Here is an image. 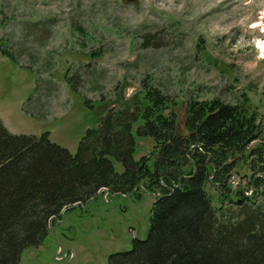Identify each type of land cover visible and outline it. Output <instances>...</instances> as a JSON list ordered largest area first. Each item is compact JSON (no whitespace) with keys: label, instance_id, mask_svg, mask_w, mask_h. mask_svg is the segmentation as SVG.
<instances>
[{"label":"rangeland","instance_id":"1","mask_svg":"<svg viewBox=\"0 0 264 264\" xmlns=\"http://www.w3.org/2000/svg\"><path fill=\"white\" fill-rule=\"evenodd\" d=\"M144 76L175 102L182 133L191 97L235 103L246 95L264 122V0H0V119L11 133L49 132L75 154L108 107L139 96ZM141 122L132 128L134 156L151 163L154 141L137 133ZM260 173L243 164L229 191L206 190L215 205L239 186L259 203ZM136 191L63 211L18 264H109L147 236L156 193L142 184Z\"/></svg>","mask_w":264,"mask_h":264},{"label":"trees","instance_id":"2","mask_svg":"<svg viewBox=\"0 0 264 264\" xmlns=\"http://www.w3.org/2000/svg\"><path fill=\"white\" fill-rule=\"evenodd\" d=\"M137 94L115 109L107 103L75 154L49 132L14 134L0 119V264H18L25 247L40 245L64 207L84 204L102 188L128 194L137 184L156 193L147 236L111 254L109 264H264V201L239 186L215 205L206 190L229 191L235 167L253 164L261 172L254 190L264 196V122L250 98H189L182 133L175 102L148 76ZM139 118L137 133L154 141L150 164L134 156Z\"/></svg>","mask_w":264,"mask_h":264},{"label":"water","instance_id":"3","mask_svg":"<svg viewBox=\"0 0 264 264\" xmlns=\"http://www.w3.org/2000/svg\"><path fill=\"white\" fill-rule=\"evenodd\" d=\"M139 186H140V184L137 185V187H139ZM77 204H79V203H77ZM75 205H76V204H73V205H71V206H69V207H64V208L61 210L60 214H62L63 211H65V210H67V209H69L70 207H73V206H75ZM49 226H51V221H49Z\"/></svg>","mask_w":264,"mask_h":264},{"label":"flooded vegetation","instance_id":"4","mask_svg":"<svg viewBox=\"0 0 264 264\" xmlns=\"http://www.w3.org/2000/svg\"><path fill=\"white\" fill-rule=\"evenodd\" d=\"M137 185H138V184H137ZM137 185H136V187H135L134 191H133V192H131L130 194H133V193L137 192V191H136V189L138 188V187H137ZM128 194H129V193H128Z\"/></svg>","mask_w":264,"mask_h":264}]
</instances>
